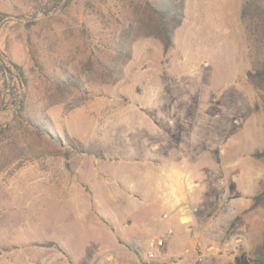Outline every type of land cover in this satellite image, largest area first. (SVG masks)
Masks as SVG:
<instances>
[{"label": "rangeland", "instance_id": "obj_1", "mask_svg": "<svg viewBox=\"0 0 264 264\" xmlns=\"http://www.w3.org/2000/svg\"><path fill=\"white\" fill-rule=\"evenodd\" d=\"M38 1L0 0V59L29 79L25 117L0 92L8 129L0 135V264H232L242 250L253 254L264 241V201L253 208L264 194V158L254 157L264 150V90L248 77L255 50L241 20L245 0H187L175 47L165 53L160 40L141 38L117 82L105 79V66L144 0H74L34 17ZM67 75L84 86L65 101L54 81ZM203 100L215 102L206 141L197 131ZM140 101L158 103L148 117L161 118L164 104L172 143L188 147L169 158L191 170L196 211L170 257L149 258L147 238L131 241L105 216V163L136 148Z\"/></svg>", "mask_w": 264, "mask_h": 264}, {"label": "crops", "instance_id": "obj_2", "mask_svg": "<svg viewBox=\"0 0 264 264\" xmlns=\"http://www.w3.org/2000/svg\"><path fill=\"white\" fill-rule=\"evenodd\" d=\"M157 104L155 101H140L139 109L143 111L135 117L136 148H130L126 156L114 153L116 163H105V216L110 226L120 229L127 238L131 237V241L137 237L141 240L164 237L166 244L154 249L155 257L156 253L170 257L184 246L183 236L179 237V233L192 219L186 210L189 203L187 181L192 172L184 167L183 162L171 163L169 157L172 154L178 156L188 147L172 143L175 136L167 123L161 120L166 117V108H162L165 105H160L161 118L146 116L148 109H157ZM214 105L215 102L203 100V107H200L201 124L197 131L200 132L198 139L203 141L210 138L206 136V127L212 124L207 111ZM120 120L125 124L131 121L128 116ZM123 139L127 141L128 136ZM105 158L109 162L114 159L110 156ZM124 160L127 163L121 164ZM146 240L144 245L149 251ZM190 252L188 249L187 253Z\"/></svg>", "mask_w": 264, "mask_h": 264}, {"label": "trees", "instance_id": "obj_3", "mask_svg": "<svg viewBox=\"0 0 264 264\" xmlns=\"http://www.w3.org/2000/svg\"><path fill=\"white\" fill-rule=\"evenodd\" d=\"M74 0H39L35 7L34 17L49 16L59 10L68 9ZM187 0H144L136 11L135 21L123 32L121 38L115 41V57L105 66V79L112 82L121 80L125 75V67L134 56V44L141 38H155L161 41L164 52L168 53L176 45V34L186 18ZM6 14L0 13V26L5 21ZM241 20L248 32V39L255 50L254 69L248 71L252 85L259 91L264 90V0H245L241 10ZM0 74L3 80L1 94L8 95L11 104L19 117H25L28 105L27 87L29 79L23 68L11 60L0 59ZM13 83V84H12ZM56 90L63 100L74 98L75 92L81 91L84 82L73 75H67L66 80L59 77L54 81ZM51 119L46 116L36 124L40 133L43 127H48ZM32 123L33 120H31ZM46 125V126H45ZM6 126H0V135H6ZM48 134L52 131L45 128ZM254 157L264 158V150H257ZM264 201V194L255 197L253 208ZM45 247L62 249L59 243L46 242ZM232 264H264V241L249 254L242 250Z\"/></svg>", "mask_w": 264, "mask_h": 264}, {"label": "built area", "instance_id": "obj_4", "mask_svg": "<svg viewBox=\"0 0 264 264\" xmlns=\"http://www.w3.org/2000/svg\"><path fill=\"white\" fill-rule=\"evenodd\" d=\"M196 186L198 184H195ZM186 210L189 212V213H193L194 211H196V209H193V207L188 203L186 204ZM188 231H191V228L189 227L188 228ZM164 245V240L163 239H155V240H151L149 242V247H150V250H149V258H154L155 257V252H154V249L155 248H159V247H162Z\"/></svg>", "mask_w": 264, "mask_h": 264}]
</instances>
